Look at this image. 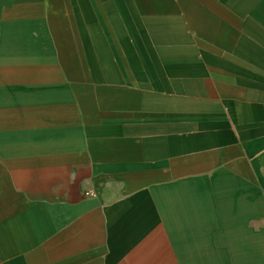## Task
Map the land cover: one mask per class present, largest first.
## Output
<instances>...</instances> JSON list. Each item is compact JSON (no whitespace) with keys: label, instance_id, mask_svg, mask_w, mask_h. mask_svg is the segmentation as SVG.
Here are the masks:
<instances>
[{"label":"crops","instance_id":"obj_1","mask_svg":"<svg viewBox=\"0 0 264 264\" xmlns=\"http://www.w3.org/2000/svg\"><path fill=\"white\" fill-rule=\"evenodd\" d=\"M0 264H264V0H0Z\"/></svg>","mask_w":264,"mask_h":264}]
</instances>
